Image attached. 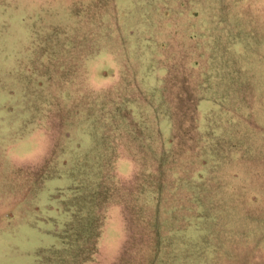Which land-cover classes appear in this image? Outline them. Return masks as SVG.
Masks as SVG:
<instances>
[{"label": "rangeland", "instance_id": "1", "mask_svg": "<svg viewBox=\"0 0 264 264\" xmlns=\"http://www.w3.org/2000/svg\"><path fill=\"white\" fill-rule=\"evenodd\" d=\"M0 264H264V0H0Z\"/></svg>", "mask_w": 264, "mask_h": 264}]
</instances>
